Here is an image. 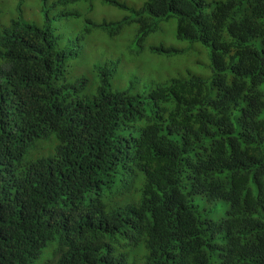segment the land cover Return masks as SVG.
I'll use <instances>...</instances> for the list:
<instances>
[{"label": "trees", "instance_id": "16d2710c", "mask_svg": "<svg viewBox=\"0 0 264 264\" xmlns=\"http://www.w3.org/2000/svg\"><path fill=\"white\" fill-rule=\"evenodd\" d=\"M107 2L134 15L91 28L136 21L140 37L175 16L212 77L143 96L114 90L111 67L89 96L49 23L0 10V264H264V0Z\"/></svg>", "mask_w": 264, "mask_h": 264}, {"label": "rangeland", "instance_id": "374dc122", "mask_svg": "<svg viewBox=\"0 0 264 264\" xmlns=\"http://www.w3.org/2000/svg\"><path fill=\"white\" fill-rule=\"evenodd\" d=\"M23 2L21 7L17 2ZM56 0H0V10L8 19L22 18L27 22L43 26L49 23L61 48L69 47L76 53L68 63L69 81L85 77L88 84L85 93L95 95L101 83L104 70L113 67L115 73L110 79L114 90H129L134 94L145 96L160 82L178 77L187 79L198 75L211 79L212 70L201 62L205 54L210 53V46L200 43L191 44L177 37V17L161 21L158 29L146 36L140 35L139 24L131 21L122 26L116 34L101 28H91L87 19L93 22L118 21L126 16L134 15L130 9L108 3L107 0H71L66 5L53 7ZM131 8H140L145 0H118ZM210 9L215 1L205 0ZM80 13L82 17L68 13ZM1 14V13H0ZM164 44L180 49L179 54L167 57L166 54L153 52L152 47ZM210 67V60L208 59ZM211 68V67H210ZM207 74V75H206ZM149 101V99H147ZM149 114L152 107L146 106ZM147 123L146 119L136 124L140 128ZM131 128L128 129V131ZM43 151L32 150L38 155ZM201 208L208 210L213 218H221L227 214L230 202L219 199L206 202L201 195H196ZM211 211V212H210Z\"/></svg>", "mask_w": 264, "mask_h": 264}, {"label": "clouds", "instance_id": "9594fccd", "mask_svg": "<svg viewBox=\"0 0 264 264\" xmlns=\"http://www.w3.org/2000/svg\"><path fill=\"white\" fill-rule=\"evenodd\" d=\"M208 70H209V71H208V73H207V74H209V73H210L211 69L209 68ZM212 73H213V72H212ZM207 74H206V75H207Z\"/></svg>", "mask_w": 264, "mask_h": 264}]
</instances>
